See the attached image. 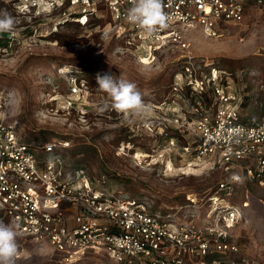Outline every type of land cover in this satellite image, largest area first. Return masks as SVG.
Segmentation results:
<instances>
[{
  "label": "rangeland",
  "instance_id": "1",
  "mask_svg": "<svg viewBox=\"0 0 264 264\" xmlns=\"http://www.w3.org/2000/svg\"><path fill=\"white\" fill-rule=\"evenodd\" d=\"M29 8L0 0V10L16 18L15 30L5 33L8 42L0 45V117L43 156H50L44 143L69 140L62 155L68 166L85 168L94 187L137 199L175 222L214 224L209 196L226 176L210 164L187 165L180 146L189 136L162 133L165 119L156 106L190 53L204 70L215 66L221 82L238 95L246 119L263 117L264 12L250 7L242 22L220 23L217 36L191 29V47L183 52L153 50L129 42L126 33L118 36L116 26L104 29L112 21L105 6L86 22L55 18L50 4ZM77 9H71L76 16ZM105 74L135 83L150 105L147 115L133 117L111 107L99 114V106L110 104L97 88V76ZM72 76H78L82 91H72ZM226 197L242 218L230 227L221 223L225 237H214L239 249L218 254L213 264H264V184L238 182ZM0 220L9 223L2 213ZM17 242L15 264H127L101 248L63 254L30 237L17 235ZM133 264L151 263L143 258Z\"/></svg>",
  "mask_w": 264,
  "mask_h": 264
},
{
  "label": "built area",
  "instance_id": "2",
  "mask_svg": "<svg viewBox=\"0 0 264 264\" xmlns=\"http://www.w3.org/2000/svg\"><path fill=\"white\" fill-rule=\"evenodd\" d=\"M1 1L18 8L40 3ZM71 2L78 7L77 20L86 22L105 6L118 36L126 33L129 42L153 50L172 47L183 52L191 47L187 35L191 29L202 28L217 36L220 23L242 22L250 7L264 12V0H165L169 26L149 37L126 21L130 0ZM71 83L74 93L82 91L78 76H72ZM156 109L165 119L162 133L173 126L190 137L180 146L189 156L187 165L210 164L225 174L209 196L214 224L201 227L194 222H175L137 199L94 187L86 169L68 166L62 155L69 140L44 143L50 156H43L23 139L15 124L1 116L0 213L17 235L48 242L63 254L101 248L127 264L143 258L151 264H210L211 255L237 251L236 243L214 236L225 237L221 223L230 227L242 218L241 211L227 202L235 184L248 179L264 184V116L246 119L238 95L221 82L215 66L204 70L190 53L173 74L169 91ZM236 176L242 180L233 179Z\"/></svg>",
  "mask_w": 264,
  "mask_h": 264
},
{
  "label": "clouds",
  "instance_id": "3",
  "mask_svg": "<svg viewBox=\"0 0 264 264\" xmlns=\"http://www.w3.org/2000/svg\"><path fill=\"white\" fill-rule=\"evenodd\" d=\"M126 21L141 29L149 37L168 28L169 15L165 11V0H130L125 16ZM16 28V18L7 10H0V35L12 33ZM98 90L110 100L97 108L99 114L111 107L119 113L133 117L146 116L151 110L142 93L133 82L111 75L97 76ZM242 180V177H233ZM18 254L17 233L11 223L0 220V264H15Z\"/></svg>",
  "mask_w": 264,
  "mask_h": 264
},
{
  "label": "flooded vegetation",
  "instance_id": "4",
  "mask_svg": "<svg viewBox=\"0 0 264 264\" xmlns=\"http://www.w3.org/2000/svg\"><path fill=\"white\" fill-rule=\"evenodd\" d=\"M39 1L40 3L38 6L30 7V8H32L33 10H39L42 4H45V0H39ZM46 2H48V4L52 6L49 13H51V15L56 14L55 18H58V16H64V15L73 17V19L76 18V15L71 10L73 7L71 0H46Z\"/></svg>",
  "mask_w": 264,
  "mask_h": 264
},
{
  "label": "trees",
  "instance_id": "5",
  "mask_svg": "<svg viewBox=\"0 0 264 264\" xmlns=\"http://www.w3.org/2000/svg\"><path fill=\"white\" fill-rule=\"evenodd\" d=\"M99 11V10H98ZM79 23V22H78ZM112 25H113V21H110L109 22V24L107 25V27H105L104 29H106V28H110V27H112ZM7 36H6V34H3V35H0V45H6L5 43H7L8 42V40L7 39H4V38H6ZM174 129V130H173ZM170 130H172V131H176L177 133H182L183 135H185L183 132H181L179 129H177L176 127H173V126H170L169 127V130H168V132L170 131ZM189 140H190V137H189ZM184 158H185V160H189V156L188 155H185L184 156ZM76 166V165H75ZM217 255L218 254H215V255H211V256H209V262H210V264H213V262L214 261H216V257H217Z\"/></svg>",
  "mask_w": 264,
  "mask_h": 264
},
{
  "label": "bare ground",
  "instance_id": "6",
  "mask_svg": "<svg viewBox=\"0 0 264 264\" xmlns=\"http://www.w3.org/2000/svg\"><path fill=\"white\" fill-rule=\"evenodd\" d=\"M138 156H140V157H141L142 155H138ZM169 164H171V163H169Z\"/></svg>",
  "mask_w": 264,
  "mask_h": 264
}]
</instances>
